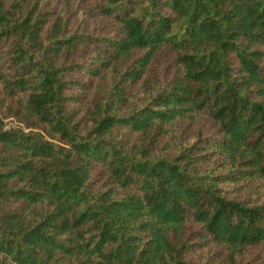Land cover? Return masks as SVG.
<instances>
[{"label": "trees", "instance_id": "obj_1", "mask_svg": "<svg viewBox=\"0 0 264 264\" xmlns=\"http://www.w3.org/2000/svg\"><path fill=\"white\" fill-rule=\"evenodd\" d=\"M71 8L0 0V264H197L209 243L232 260L264 245V202L217 187L264 184V0H97L106 35ZM199 116L217 131L184 127L172 147ZM216 153L229 172L211 177Z\"/></svg>", "mask_w": 264, "mask_h": 264}, {"label": "rangeland", "instance_id": "obj_2", "mask_svg": "<svg viewBox=\"0 0 264 264\" xmlns=\"http://www.w3.org/2000/svg\"><path fill=\"white\" fill-rule=\"evenodd\" d=\"M97 0H71V10L74 13V21L78 28L82 31L106 35L111 33L112 27L111 22L106 17L98 14H92V9ZM89 10V11H88ZM87 13L86 15H84ZM172 56L165 55L164 59L161 60V66L171 62ZM7 122L16 124L15 119H6ZM184 127H187V132L184 135L187 137L194 130H201L204 135H210L217 131V126L213 121L199 116L194 122L189 123L187 120L183 124H175L173 128L175 133L172 134L171 143L172 147H176L178 142V136L183 132ZM135 135L129 132L127 140L133 142ZM185 137V138H186ZM186 140V139H185ZM209 159L204 161L200 170L202 173L208 174L211 177H220L226 175L229 169L226 166V162L223 157L219 154H210ZM218 179V178H217ZM217 187L220 189V193L228 198L246 199L249 202L262 203L264 202V184L261 179L252 177L249 175H242L236 181L232 179H218ZM264 245L259 247H249L243 254L238 255L235 260L229 257V252L222 244L209 243L204 249L196 254L197 264H247L248 262L260 263L263 261Z\"/></svg>", "mask_w": 264, "mask_h": 264}]
</instances>
